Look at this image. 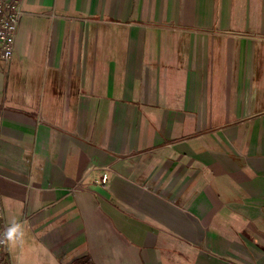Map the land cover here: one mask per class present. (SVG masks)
Returning <instances> with one entry per match:
<instances>
[{
	"label": "crops",
	"instance_id": "crops-1",
	"mask_svg": "<svg viewBox=\"0 0 264 264\" xmlns=\"http://www.w3.org/2000/svg\"><path fill=\"white\" fill-rule=\"evenodd\" d=\"M23 10L0 70L11 264H264V0Z\"/></svg>",
	"mask_w": 264,
	"mask_h": 264
},
{
	"label": "built area",
	"instance_id": "built-area-1",
	"mask_svg": "<svg viewBox=\"0 0 264 264\" xmlns=\"http://www.w3.org/2000/svg\"><path fill=\"white\" fill-rule=\"evenodd\" d=\"M23 3L24 0H0V70L11 62L15 53L19 23L25 14ZM107 180L108 175L104 174L102 182ZM8 227L0 201V241H3L0 242V264H11L8 240L4 239V232Z\"/></svg>",
	"mask_w": 264,
	"mask_h": 264
},
{
	"label": "clouds",
	"instance_id": "clouds-1",
	"mask_svg": "<svg viewBox=\"0 0 264 264\" xmlns=\"http://www.w3.org/2000/svg\"><path fill=\"white\" fill-rule=\"evenodd\" d=\"M18 234L22 235V225L18 223H13L10 227L5 230L4 239L11 241Z\"/></svg>",
	"mask_w": 264,
	"mask_h": 264
},
{
	"label": "trees",
	"instance_id": "trees-1",
	"mask_svg": "<svg viewBox=\"0 0 264 264\" xmlns=\"http://www.w3.org/2000/svg\"><path fill=\"white\" fill-rule=\"evenodd\" d=\"M74 264H94L90 257H84L77 260Z\"/></svg>",
	"mask_w": 264,
	"mask_h": 264
},
{
	"label": "rangeland",
	"instance_id": "rangeland-1",
	"mask_svg": "<svg viewBox=\"0 0 264 264\" xmlns=\"http://www.w3.org/2000/svg\"><path fill=\"white\" fill-rule=\"evenodd\" d=\"M1 72V71H0Z\"/></svg>",
	"mask_w": 264,
	"mask_h": 264
}]
</instances>
